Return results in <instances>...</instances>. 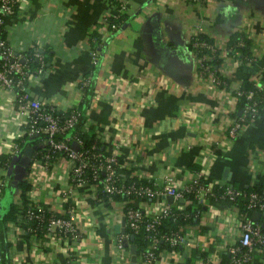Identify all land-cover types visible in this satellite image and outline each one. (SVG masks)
Returning <instances> with one entry per match:
<instances>
[{"label":"crops","instance_id":"obj_1","mask_svg":"<svg viewBox=\"0 0 264 264\" xmlns=\"http://www.w3.org/2000/svg\"><path fill=\"white\" fill-rule=\"evenodd\" d=\"M120 1L16 0L15 13L2 18L3 36L16 49L37 47L46 55L44 73L27 83L29 94L59 112L80 109L82 129L115 157L120 174L140 180L170 175L186 184L200 171L214 187L251 185L264 173V120L249 121L233 138L227 128L240 108L234 90L264 71V0H126L112 29ZM245 28L253 58H224L220 70L228 85L200 76L194 35L223 49L232 32ZM23 131L14 93L0 90V156ZM75 138L64 139L76 146ZM26 146L31 151L23 149L7 165L0 158V215L19 200L20 179L30 184L28 202L64 214L60 192L70 184L71 162L61 154L44 158L35 142ZM94 187H76L81 241L71 264H141L139 255L130 261L128 247L116 248L123 200L104 205ZM167 201L158 195L131 203L150 215ZM172 203L198 209L183 225L190 245L163 249L148 264H201L199 255L190 257L193 249L217 264L238 240L243 210L211 198ZM1 230L0 252L8 242L9 264H69V246L56 235L36 237L11 221L0 223ZM247 264H264V256Z\"/></svg>","mask_w":264,"mask_h":264},{"label":"built area","instance_id":"obj_2","mask_svg":"<svg viewBox=\"0 0 264 264\" xmlns=\"http://www.w3.org/2000/svg\"><path fill=\"white\" fill-rule=\"evenodd\" d=\"M126 0H121L117 6V12L113 15L109 26L112 29L118 27L117 19L121 16V11L125 9ZM16 11V0H0V90H10L15 95V100L19 107V115H21L24 125V131L16 143L10 146V153H6L11 158L15 154L20 153V141H24L32 137H40V141L46 146L42 156L49 159L52 154L58 153L64 155L71 162L70 167V184L63 188L60 192V200L64 204L65 213L58 215L46 208L35 206L31 202L27 203L25 208V217L27 220L35 219L38 224L45 223V234L56 235L58 238L65 241L69 246L68 263L73 261L72 254L78 252V246L81 241V232L76 225L78 213L76 187L91 184V179H96L101 173L102 190L108 193V200L112 194H121L129 196L133 194L134 198H152L158 195H171L173 201L183 199L187 201L189 197L185 195L192 194L194 199L203 200L211 198L215 201L227 199L230 203L237 198H243L245 209L237 226L239 230L238 240L228 244L226 252L230 256L228 264H247L258 253H264V191H249L244 192L242 188H235L228 185H220L219 191L214 189V186L209 184L202 172L197 171L190 182L186 184H176L170 175H164L161 180L148 179L145 182L131 181L124 183V177L119 176L116 166V159L113 155L103 154L97 150L94 145L91 147H82V139L75 138L76 146L72 145L66 139H56L57 134H63L66 130L72 127L78 118L79 110L75 107H70L67 114H62L54 105L48 102H42L35 97H32L27 91V83L31 78L42 75L46 67V58L41 50L37 47L29 49H16L9 43L8 40L1 34L2 18L5 15H12ZM246 34V28L242 29ZM196 33L195 35H198ZM241 44V41L239 42ZM194 50L196 47H207L211 50V54L197 56L198 73L203 78L207 79L211 84L217 86H227L228 82L220 70L224 58L238 59L236 55H229V48L224 45L223 49L217 47L213 42H207L202 39L193 40ZM216 52L222 59L219 65L210 68V64L204 63V59L215 57ZM225 62V61H224ZM89 78L82 80L83 87L88 83ZM254 85L261 91L256 96L254 89L242 90L237 87L234 90V97L237 101H241L239 113L234 117L228 125L227 134L231 138L238 135L244 124L249 121L261 117L258 113L257 104H262L264 108V77L253 80ZM64 111V110H62ZM172 201V202H173ZM124 202V201H123ZM172 202H165L153 214L148 215L137 206H128L123 215L125 216V232L118 233L116 236V248H124L122 244L123 238H129V234H134L143 230L150 244L141 252L139 259L141 264H148L156 256L153 248L158 240H164L170 246L175 245H190V240L186 235L179 230H171L168 232L158 233L157 226L162 220L173 213V209L181 210L182 206H174ZM237 205V204H235ZM238 206V205H237ZM239 207V206H238ZM247 211H258L260 217L252 218L247 214ZM263 220V221H262ZM263 223V224H262ZM126 229L128 231L126 232ZM31 235L35 236L32 231L34 227L30 224L26 227ZM137 255V254H136ZM211 263V258L205 257L201 264Z\"/></svg>","mask_w":264,"mask_h":264},{"label":"trees","instance_id":"obj_3","mask_svg":"<svg viewBox=\"0 0 264 264\" xmlns=\"http://www.w3.org/2000/svg\"><path fill=\"white\" fill-rule=\"evenodd\" d=\"M119 18L117 19V21ZM1 34L3 35V32L1 30ZM195 39H202L206 40L207 42H213L212 38H209L205 35L198 34L194 35L193 40ZM241 41V44L239 43ZM251 46L252 42L251 39L241 30H236L232 32L226 42V47H228L229 50V55H236L240 60L245 61L248 59L253 58L252 51H251ZM195 53L198 56H203V55H208L211 54V50L207 47H196L195 48ZM44 54V52H43ZM45 55V54H44ZM46 58V55H45ZM222 59L218 56L217 52L215 57L207 58L204 59V63L210 64V68H214L216 65H219L221 63ZM261 77H264V71H262ZM240 88L244 91L249 90V89H254L256 96L259 95L261 92L256 85H254L253 80H245L242 82L240 85ZM241 101H238V106H241ZM257 110L258 113L260 112V115L262 119L264 120V108L262 104H257ZM81 110L79 109V115L77 120L75 121L74 125L70 127L68 130H66L63 134H57L55 136L56 139H64L67 135H71L73 138L74 137H79L82 139V147H91L94 145L97 150L101 151L103 154H107L102 147L100 141L98 138L95 136V134L92 132L91 134H86L85 130L82 129L81 123L82 120H84V116L81 114ZM63 115L68 113V110L61 112ZM41 136L37 137H32L28 138L24 141H20L19 146H20V152L23 151L25 148L26 144H30L31 142H35L37 145V151H41L44 153L45 149L44 147L46 146L44 143L40 141ZM70 137V136H69ZM58 153L52 154V156L56 155ZM1 161L3 163H9L11 161V157L7 155L6 153L1 154L0 156ZM119 170V169H117ZM119 176L124 177L123 182L128 183L131 181H141L145 182L146 180H140L137 179L136 176H129V172H123L119 174ZM101 173H99V177L96 179H91L90 182L96 185V200L102 202L104 205H109V200H108V193L102 190V182H101ZM19 187H20V194H19V201H10L8 204L7 209L0 215V223H5L6 221H11L15 223L16 225L20 226L27 234H30V231L26 230V227L28 224H30L32 227H34V230H32L35 233L36 237L40 238H45L46 236V230H45V223L41 222L38 224V222L35 219H30L27 220L25 217V208L28 203V196H27V191L30 188V184L27 180L25 179H20L18 181ZM216 191H219L220 188L214 187ZM244 192H249V191H257V192H262L264 191V173L263 174H258L254 180V182L249 185L248 187L242 188ZM133 194H129V196H123L121 194H112L111 198L114 200H123L124 201V206L123 210L128 206H132L133 204L131 203L132 199H134ZM189 197L190 199H193L194 196L192 194L185 195V198ZM220 202H230L227 199L220 200ZM237 204L239 207L242 209H245L244 204H243V198L239 197L237 200L234 202ZM198 209L193 208L190 204L185 205L184 209L178 210V209H173L172 215L164 218L162 222L157 226V232L158 233H163V232H168L171 230H179L183 232V225L187 222H192L194 221L195 218H197V211ZM247 214L251 215L252 211H247ZM58 215H62L59 213H56ZM4 228V227H2ZM4 230V229H3ZM128 229H126V232ZM131 233L129 234V236ZM133 242L136 245V254L140 255L145 248L150 244V241L146 238L145 233L143 230H140L136 233L133 234ZM0 236L3 238L4 233L2 234V230L0 232ZM1 238V239H2ZM4 243V241H3ZM9 245L8 242L4 243V252H0V264H9V259H8V253H7V246ZM180 245H175V246H170L167 242L164 240L159 239L155 247L153 248L154 254H158L161 250H172L178 248ZM261 254V253H260ZM195 255H199L202 259L205 258V254L203 252H200L196 249H193V253H191L190 257L193 258ZM264 256V253H262ZM190 257H187L190 260ZM230 261V256L228 253H224L222 257L220 258L219 262L217 264H228ZM204 264H215V263H204Z\"/></svg>","mask_w":264,"mask_h":264},{"label":"water","instance_id":"obj_4","mask_svg":"<svg viewBox=\"0 0 264 264\" xmlns=\"http://www.w3.org/2000/svg\"><path fill=\"white\" fill-rule=\"evenodd\" d=\"M30 151H31L30 146H26L24 148V152L29 153ZM165 197H166V199L169 202L173 201V197L171 195H166ZM180 200L182 201L183 199H180ZM259 217H260V213L258 211L252 212V218L258 219ZM114 228H115V232L116 233H124L125 232V216L124 215H122L121 221L119 223L115 224ZM133 238H134L133 234H131L129 236V238H123L122 239V244H123L124 247H128L129 248L130 261L132 263H135V260H136V245L133 242Z\"/></svg>","mask_w":264,"mask_h":264},{"label":"rangeland","instance_id":"obj_5","mask_svg":"<svg viewBox=\"0 0 264 264\" xmlns=\"http://www.w3.org/2000/svg\"><path fill=\"white\" fill-rule=\"evenodd\" d=\"M14 157H16V156H14ZM7 201H8V198H7ZM17 201H19V200H17Z\"/></svg>","mask_w":264,"mask_h":264}]
</instances>
